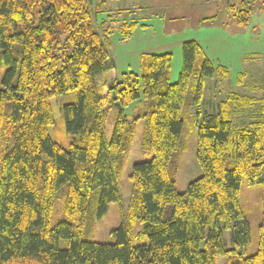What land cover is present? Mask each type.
I'll list each match as a JSON object with an SVG mask.
<instances>
[{
    "label": "trees",
    "instance_id": "16d2710c",
    "mask_svg": "<svg viewBox=\"0 0 264 264\" xmlns=\"http://www.w3.org/2000/svg\"><path fill=\"white\" fill-rule=\"evenodd\" d=\"M103 2L96 3V13ZM90 5L0 0V264H216L219 256L225 264H264V203L257 250L247 257L238 251L250 240L239 203L241 179L254 184L264 175V95L232 92L215 113L202 112L204 79L228 72L214 67L196 40L182 43V67L173 83L169 52L142 53L139 74L128 71L107 81L114 66L105 40L111 27L102 20L104 36L98 32ZM229 8L238 25L248 22V1ZM123 21L121 39L127 40L137 23ZM199 55L191 123L202 173L179 192L170 162L174 151H184L182 110ZM246 76L240 72L237 79L243 88ZM59 94L75 98L60 108L74 139L68 148L49 135L50 99ZM141 97L145 111L129 118L123 109ZM247 109L251 121L234 125L232 118ZM141 119V146L152 156L133 164L124 211L120 177ZM63 193L66 219L53 224L54 203ZM112 202L121 211L120 226L111 231L116 241L87 238ZM227 230L230 249L224 247ZM143 237L146 243H133Z\"/></svg>",
    "mask_w": 264,
    "mask_h": 264
},
{
    "label": "rangeland",
    "instance_id": "374dc122",
    "mask_svg": "<svg viewBox=\"0 0 264 264\" xmlns=\"http://www.w3.org/2000/svg\"><path fill=\"white\" fill-rule=\"evenodd\" d=\"M101 0H90L91 9L98 32L104 36L105 28L100 22L105 21L110 26V33L106 37V45L115 69L107 73V79L114 75L140 70V55L142 53L172 54L170 67V82L177 80L182 67L181 45L187 40H196L202 46V55L211 60L214 67L221 65L228 74L225 78L214 77L204 79L203 95L199 103L202 112L215 113L219 101L225 99L232 92L245 93L250 97L260 98L264 95V0H246L251 13L245 25L236 23V16L230 10V4L239 5L241 0H104L100 5V12L95 11V5ZM127 21H135L136 28L127 40L121 39L120 25ZM199 55L195 61L193 76L190 80L182 110L183 127L179 146L186 145L187 150L181 155L187 158V163L193 159L194 167L198 170L196 179L201 176V168L196 159L197 130L191 123V116L196 111L192 105L194 86L202 64L203 56ZM5 66L0 59V87ZM240 72H245L246 87L237 84ZM74 94L56 95L50 99L54 123L49 126L51 139L64 148L73 143V137L66 133L61 105L74 102ZM139 104V107H137ZM256 106V105H255ZM145 111V100L141 99L125 109L127 114ZM137 108V109H136ZM108 122L112 123L115 111L109 114ZM251 121V109L232 118L234 125L246 126ZM144 120L136 123L134 136L125 160L120 177L121 208L125 211L132 190L129 175L133 164L149 159L141 146ZM78 141V140H77ZM180 155L179 149L171 156L170 171L174 174L175 166ZM183 165V164H181ZM190 165V164H189ZM178 189L180 185L177 184ZM64 191V190H63ZM65 201L64 193L58 195L54 203L52 222L66 219L63 214ZM239 203L244 217L249 223V243L240 247L238 251L242 257L253 254L258 247V225L262 218L264 203V175L263 180L248 184L241 179L239 189ZM121 211L116 202L108 205L106 213L94 224L92 232L87 238L100 243H114L116 238L111 231L120 226ZM139 228V225H137ZM224 247L230 249V231H223ZM147 237L133 243H146ZM227 258L219 256L216 264H225Z\"/></svg>",
    "mask_w": 264,
    "mask_h": 264
},
{
    "label": "crops",
    "instance_id": "0c3cea01",
    "mask_svg": "<svg viewBox=\"0 0 264 264\" xmlns=\"http://www.w3.org/2000/svg\"><path fill=\"white\" fill-rule=\"evenodd\" d=\"M185 152L183 151L180 153L178 158V163L175 166L174 174H173V178L175 180V186L177 191L179 192H184L187 188L188 183L192 181L194 176H197L198 174V170L194 167V163L192 159L193 157L190 159V161H188V163L186 156L182 157L183 163H180L181 155L184 154ZM177 184L180 185L179 189L177 187Z\"/></svg>",
    "mask_w": 264,
    "mask_h": 264
},
{
    "label": "bare ground",
    "instance_id": "6f19581e",
    "mask_svg": "<svg viewBox=\"0 0 264 264\" xmlns=\"http://www.w3.org/2000/svg\"><path fill=\"white\" fill-rule=\"evenodd\" d=\"M165 53H166V52H165ZM115 66H116V65L114 64L113 68L107 70L106 73H105V79H106L107 81H109V82H110V81H113V80H115V79H118L122 73H124V72H128V71H124V72L119 73V75L115 74V75H114V78H112V79H110V80L107 79V73H108L109 71L114 70V69L116 68ZM169 76H170V75H169ZM169 80H170V78H169ZM170 83H171V82H170ZM140 99H141V98H140ZM140 99H139V100H140ZM142 99H143V98H142ZM145 102H146V101H145ZM132 104H133V103H132ZM132 104H131V105H132ZM129 106H130V105H129ZM129 106L125 107V108L123 109V112H124L126 115H128L129 118H134V117H136L139 113L136 114V113L134 112V109H133V108H132L130 114H127V113L125 112V109L128 108ZM137 107H139V104H137ZM136 109H137V108H136ZM111 111H114V109H112ZM111 111H110V112H111ZM110 112H109V113H110ZM138 121H139V120H137L136 123H137ZM135 128H136V126H135ZM133 136H134V135H133ZM132 140H133V139H132ZM184 145H185V144H184ZM142 149H143V148H142ZM186 150H187V147H186V145H185V147H184V152H185ZM143 151H144V153H145L147 156H149L150 153H151V152H150V153L146 152L145 149H143ZM182 152H183V151H182ZM180 153H181V152H180ZM151 156H152V155H151ZM126 158H127V157H126ZM147 160H148V159H147ZM175 187H176V186H175Z\"/></svg>",
    "mask_w": 264,
    "mask_h": 264
}]
</instances>
